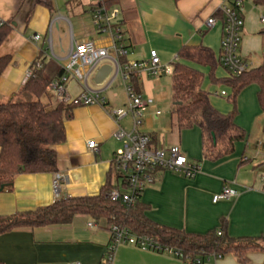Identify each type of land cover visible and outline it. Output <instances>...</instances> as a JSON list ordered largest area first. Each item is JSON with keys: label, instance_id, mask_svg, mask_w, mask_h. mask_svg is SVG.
Instances as JSON below:
<instances>
[{"label": "crops", "instance_id": "0c3cea01", "mask_svg": "<svg viewBox=\"0 0 264 264\" xmlns=\"http://www.w3.org/2000/svg\"><path fill=\"white\" fill-rule=\"evenodd\" d=\"M0 0V20L11 31L0 46V57L10 56V62L0 76V102L25 98L21 93L28 80L31 64L40 57L43 74L53 81L62 74V66L73 42L93 40L108 44L92 22V11L103 5L108 11L116 8L127 49L125 61H144L155 50L163 64L184 63L204 76L202 89L209 93L212 106L221 114H228L232 105L227 97L215 93L230 89L213 84L208 67L178 58L182 47L203 46L210 49L217 66L216 79L230 76L219 65L218 55L222 38L223 16L221 0ZM241 15L243 28L239 55L257 68L262 62L264 24L260 17L264 7L252 0H243ZM209 18L215 19L211 29ZM34 35L39 36L33 41ZM176 58V61L174 59ZM104 67V66H103ZM101 69V68H100ZM99 69V70H100ZM249 69V70H250ZM98 70V71H99ZM98 73V72H97ZM90 81L99 88L96 75ZM138 85L145 109L141 131L150 138V148L178 147L183 157L200 164V172L191 179L178 174L159 171L156 181L147 186L139 202L148 208L145 216L156 225L204 235L223 231L231 239L264 237V112L257 93L259 87H245L236 99L235 124L246 133L244 141L235 144L232 154L221 159L204 158L201 131L197 126L187 130L177 128L172 113L178 102L171 92V75L157 78L141 76ZM67 95L75 97L81 88L76 81L66 84ZM26 95V94H25ZM103 105L77 106L72 117L65 121V141L54 147L57 156L56 173L21 174L14 178L9 189L0 192V217L28 212L52 204L61 197L95 196L105 184L113 155L121 147L115 138L118 127L130 130L129 116L115 122L108 112L123 108L126 97L118 79L101 94ZM43 104L57 103L56 93L48 88L41 98ZM93 140L97 151L86 143ZM55 174L61 175L55 194ZM223 187H231L238 196L231 200L212 202ZM87 216H75L69 225L44 228H20L0 234V261L3 264H105L111 235L104 227L93 225ZM246 264H264V253L249 251ZM111 264H185L173 255L134 246L121 245ZM217 264H240L233 254L223 255Z\"/></svg>", "mask_w": 264, "mask_h": 264}, {"label": "trees", "instance_id": "16d2710c", "mask_svg": "<svg viewBox=\"0 0 264 264\" xmlns=\"http://www.w3.org/2000/svg\"><path fill=\"white\" fill-rule=\"evenodd\" d=\"M41 2L51 7L49 0ZM252 3L264 7V0H252ZM10 31V25L0 20V46ZM178 58L208 67L209 80L230 89L227 100L232 105V110L228 114L219 113L212 106L209 93L201 87L203 74L177 62L173 64L171 74L172 98L179 103L172 111L177 128L187 130L197 126L200 129L204 158L217 160L232 154L235 144L244 141L246 137L245 131L235 124L236 99L245 87L251 84L259 87L257 100L264 112V37L261 64L237 77L216 79L214 71L217 63L214 54L203 46L182 47ZM9 62L10 56L0 57V76ZM39 63L40 57L31 64L32 75L20 91L33 100L0 102V189L3 190L9 189L18 175L57 172L54 147L65 141L64 123L72 117L75 106L41 102L51 81L44 76L43 65L40 69L37 68ZM132 84L140 93L138 78H133ZM123 182L117 168L111 165L107 180L97 195L61 197L45 207L0 217V234L20 228L69 225L75 216L83 215L93 225L104 227L108 231L114 225H120L133 234L147 235L163 247L178 249L184 254L199 251L233 254L240 264H246V252L264 253V237L231 239L224 234L217 237L215 232L196 235L156 225L146 218L145 211L148 207L139 201L130 208L121 202L111 201V191L124 186ZM0 264L3 263L0 261Z\"/></svg>", "mask_w": 264, "mask_h": 264}, {"label": "built area", "instance_id": "2783aa9c", "mask_svg": "<svg viewBox=\"0 0 264 264\" xmlns=\"http://www.w3.org/2000/svg\"><path fill=\"white\" fill-rule=\"evenodd\" d=\"M243 0H221L219 11L223 16L222 38L218 55L219 65L230 77H237L249 70L251 64L243 60L239 55L243 18L241 15ZM118 9L108 11L103 5H99L92 11V22L97 33L101 37L109 39V43L98 44L93 40L75 41L62 66V74L50 82L49 87L56 93L59 103L70 106L103 105L101 94L109 90L119 79L126 97V105L123 108L112 109L108 115L115 121L129 116L131 126L129 131L118 127L114 133L115 138L121 141V147L113 155L112 165L122 176L124 186L115 188L110 193L113 202H121L127 207H133L143 190L156 181L159 171H168L182 177L191 179L200 172V164L185 159L178 147L167 149L150 148V138L141 131L143 112L145 109L140 93L132 84L133 78L149 76L157 78L162 74H172V64H163L155 50L149 52L148 59L144 61H125L127 49L124 44L123 33L116 20ZM215 19L209 18L206 27L211 29L215 25ZM260 23L264 24V15L260 17ZM33 41H38L39 36L34 35ZM176 61V58L174 59ZM103 66L110 68L109 73L102 80L99 88H93L90 81ZM42 64H37L41 68ZM32 71L28 73L30 77ZM76 81L80 85V92L75 97L67 95L66 84ZM221 97H227L225 91L215 93ZM86 146L91 151H97V144L90 140ZM61 175L55 174L53 190L57 194L60 187ZM264 193V182L262 186ZM238 196L237 190L231 187H223L212 197V202L231 200ZM93 226L92 222L88 223ZM111 238L107 246L105 264H111L115 250L121 245L134 246L139 249L155 251L173 255L185 264H217L223 255L213 252L199 251L193 254H184L181 250L163 247L153 238L144 234H133L130 230L120 225H114L109 231ZM217 237L223 236V231L215 232Z\"/></svg>", "mask_w": 264, "mask_h": 264}, {"label": "water", "instance_id": "95a60500", "mask_svg": "<svg viewBox=\"0 0 264 264\" xmlns=\"http://www.w3.org/2000/svg\"><path fill=\"white\" fill-rule=\"evenodd\" d=\"M109 71H110V68L108 67V66H104V67H102L99 71H98V73H97V75H96V80H102L108 73H109ZM177 104H179V103H177ZM3 189L1 188L0 189V192L2 191Z\"/></svg>", "mask_w": 264, "mask_h": 264}, {"label": "rangeland", "instance_id": "374dc122", "mask_svg": "<svg viewBox=\"0 0 264 264\" xmlns=\"http://www.w3.org/2000/svg\"><path fill=\"white\" fill-rule=\"evenodd\" d=\"M24 96H25V97H30V96L25 95V94H24ZM31 100H33L32 97H31V98L20 99V100H16V101H31Z\"/></svg>", "mask_w": 264, "mask_h": 264}]
</instances>
